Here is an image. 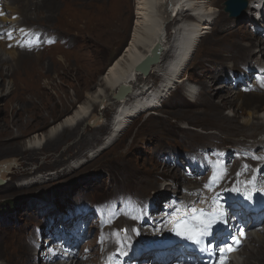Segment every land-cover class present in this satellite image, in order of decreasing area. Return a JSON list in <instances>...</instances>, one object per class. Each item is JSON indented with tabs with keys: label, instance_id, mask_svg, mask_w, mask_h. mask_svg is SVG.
Masks as SVG:
<instances>
[{
	"label": "rangeland",
	"instance_id": "374dc122",
	"mask_svg": "<svg viewBox=\"0 0 264 264\" xmlns=\"http://www.w3.org/2000/svg\"><path fill=\"white\" fill-rule=\"evenodd\" d=\"M95 1L0 0V17L8 18L0 20L3 28L0 35L9 29L6 26L11 25L10 20L17 18L11 27L17 28L13 33L15 39L12 38L19 40L16 43L0 36V49L3 48L0 58L13 56L17 61L11 65L17 69L16 77L0 74V162L10 159L15 163L6 179L0 177L3 180L0 183V264H22L15 253L14 236H33L34 232L37 238L36 225L42 222L48 224L50 232L60 234L59 225L68 224L63 219L64 213L77 199L104 201L103 205L110 207L108 199L116 195L134 194L141 198L158 195L159 200L167 198L162 195L174 192V196L176 192L194 196L201 182L187 175V162H182L187 159V153L201 157L218 146L238 148L239 144H247L256 150L261 147L257 145L261 138L257 134L264 127L248 128L243 120L249 112L264 113V102H258L256 93L243 92L241 85L245 83L233 87L229 72L244 71L242 61L236 57L253 51L254 57L248 61L250 66L264 63V33L251 23L249 16L253 8L246 7L239 16L230 17L223 10L224 0H211L220 13L178 74L180 79L186 78L184 82L170 83V88L152 107L148 104V109H141L128 119L125 116L124 128L110 142L104 143L109 138L118 103L112 101L115 93L108 88H104L102 98L99 96L93 105L94 115L101 118L97 125L91 126L86 120L73 130L65 129L50 144L48 139L44 141L42 138L50 128L97 91L102 75L128 45L135 0H98V7L92 11L91 4ZM99 13L100 20L94 17ZM172 28L173 24H168V38ZM37 34L41 38L38 49L34 45L39 42ZM152 58L149 70H145L148 73L145 75L144 68L140 69L128 92L139 85L146 92L152 91L160 83L163 76L156 70L158 59ZM6 65L2 63L1 68ZM251 78L249 73L248 80ZM15 79L18 81L13 84ZM186 83L200 89L193 101L185 93ZM146 92L140 94L146 95ZM252 92L261 94L264 89ZM101 99H108L105 108L99 104ZM125 100L130 105L134 99L126 97ZM34 137L42 140L35 149L30 142ZM167 154L174 160L176 154L185 156L179 155L181 160L174 163L165 159ZM62 197L65 198L62 205H68H61V213L41 215L49 206L44 203L49 199L59 201ZM82 220L72 223V231L66 235L82 244H72L75 255H69L68 262L78 258L84 264H96L98 244L89 225L93 221ZM132 226L137 229L136 223ZM38 238L32 239L37 247L34 252L46 261V238L43 233ZM87 241L92 243L88 248L95 256L85 253ZM251 246L250 242L240 247L241 259L247 256ZM65 251L59 244L53 261H65L62 258Z\"/></svg>",
	"mask_w": 264,
	"mask_h": 264
},
{
	"label": "bare ground",
	"instance_id": "6f19581e",
	"mask_svg": "<svg viewBox=\"0 0 264 264\" xmlns=\"http://www.w3.org/2000/svg\"><path fill=\"white\" fill-rule=\"evenodd\" d=\"M97 1L98 0H96L95 2L91 4L92 11H93V8H95L96 10V8L98 7L99 4L97 3ZM255 2H259V5L261 3L264 4V0H261V1L260 0H246V6L243 8L244 9H246V7H249V9L254 8ZM250 12H251V15L249 16V18L251 19V22L255 25V27L262 26L264 28V9L263 10L261 9L260 16L252 14V11ZM218 13H220L219 8L213 6L211 0H135L134 23L132 25L128 45L126 46V49L123 51V53L120 54V56L114 61V63H112L107 68L104 75H102L101 83L98 84L99 87L97 91H95L96 94L95 93L92 95L87 94L88 95L87 99L83 101L82 103H79L77 108H75L72 113L64 117V119L60 121L59 123H57V125L55 124L52 128H50L48 134L44 136L42 139H44V141L48 139L46 141H48V143L50 144L53 141L51 142L49 141L57 138L60 133L65 131V129L69 128V130H73L81 122L86 121V120L91 126L97 125L100 122L101 118L99 117V115L98 116L94 115L93 105L94 103L98 101V97L104 94L103 92L104 88L110 89L112 93H116L118 92L119 89L120 90L123 89L122 94H121L122 97H114V96L113 98L111 97L112 101L115 100V102L118 104H116L115 106L116 108L113 113V123L109 131V138L105 139L104 141V143L110 142L113 138H115V135L117 134L119 129L121 130L122 128H124L125 120H126L124 119L125 116H127V119H128V117L135 115L137 111L141 109H146L148 107V104H150V107H152L154 103L161 100L162 93L167 88L168 89L170 88V83H174V82L183 83L184 82L186 78L180 79L178 77V74H180L182 67L185 66L189 57L193 54L199 41L202 39L205 33H207L209 29L212 28L211 26L212 20L215 18V16ZM100 16L101 14L99 13V14H96L94 17L100 20ZM7 19L8 18L6 16L0 17V20L2 21H6ZM16 20L17 18H12L10 20L11 25L12 23H15ZM170 23L173 24V28L170 32L171 33L170 37L172 39L170 37L168 38L167 36V28H168V24ZM11 25L6 26L9 29L5 30L6 32H2L1 34L2 36L1 35L0 36L10 38L12 41H15L17 43L19 40H14L15 35H13V33H15V30L17 28H12ZM1 29L3 28H0V31ZM37 36L39 37V42L37 44H34V42L32 41L33 44L36 45V49H38L40 40H41L39 34H37ZM8 42L10 43V41ZM158 42H160L162 45L160 48L157 47ZM250 43L252 42L250 41ZM26 48L27 47H25V49ZM162 48H166L165 51H160ZM0 50H3V48ZM147 55L151 57L155 56L156 57L155 59H158L156 70L160 72L163 78L161 79L160 83L157 86H155L154 89H152V91L150 90L146 92L144 88H139L140 86L139 85L138 87L135 86L136 88L133 89L134 91L131 88L132 91L130 90L131 92L130 91L128 92V87H130L133 83H135L132 80L136 78L135 76L139 73L140 69L138 67L140 66L141 60ZM255 55H256V52H255ZM24 56L27 57L29 55L24 54ZM253 57H254V51L248 55H245L244 57H240V58L236 57V60L242 61V63H249L248 61L252 59ZM231 61H234V60H231ZM262 61H264V59ZM15 62L17 61L16 59L13 60V56L10 57L9 59L0 58V74L1 75L9 74V76L11 77L14 76L16 74L17 69L12 68L11 65L12 66L16 65ZM218 62L219 61H216V63ZM2 63H7L6 67L1 68ZM263 64L264 63H262L261 65ZM5 69L7 70V72H4ZM17 81L15 79V81L14 82L12 81V82L13 84H16ZM185 85H186L185 93L188 97H190L188 99L193 101L194 99H196L197 96H199L200 89H198V87H196L192 83L191 84L186 83ZM196 89H198V92L196 91ZM142 92H146V95H141L140 93ZM250 93H256L255 95L259 96L258 102L260 103L264 102V98H263L264 92H260L261 94H259L258 92L250 91ZM105 97L106 96H103V98ZM126 97H128V99H131V98L134 99L132 101V104L130 105L127 104L126 102L127 100H125ZM100 98H102V96ZM255 101H256V98H255ZM106 103L108 104V99L99 100V104H103L104 108L106 107ZM258 106L260 107L261 104H258ZM243 123L248 128L254 125H257L258 127L263 128L264 127V113L261 111L249 112L248 117L245 120H243ZM257 135L264 136V130L263 132H259ZM40 141L42 143L41 137H34L33 140L30 141L31 143H34V146L32 148L35 149L36 146H39L38 144H40ZM238 142L239 141H236L237 144H239ZM259 143L264 148V137ZM217 148H221V146H218ZM237 161H240L241 163L244 162V157L243 156L240 157L239 159H237ZM13 163H14V160H10V159L3 160L0 162V177L2 179H6L7 172L11 169V166L13 165ZM189 175L190 177L195 178V179L198 177L199 178L203 177V176L195 175L192 172H190ZM178 182H180V180H178ZM194 188L196 187H193V189ZM162 196L164 197V195ZM159 197L160 196L157 195V196H151L150 198L152 199L153 202H155L157 198L158 199L161 198ZM171 197H179V196L172 195ZM210 198L211 196H209V198L201 197L200 199L195 198L192 200L195 201V203L199 207L204 208L205 206L204 202L206 201V199H210ZM64 200H65L64 197H62V199H60L59 201L49 199L47 202V200H44L47 202L46 204L44 203V205H49V206L41 212V215L46 216L47 214L53 211H55V213H60L61 205ZM208 204L215 205L216 202L214 203L212 201V202H208ZM234 204L238 206V208L235 207L237 209V212L234 207H230V206H227V207L235 210L234 214L236 215V219L239 220L243 217L242 218L243 220L246 217H250L249 215L252 212L248 211L243 205H241L240 201H234ZM227 214H228V218L230 219L228 220L227 223L229 224V228L231 229V232H238V236L242 239V244H240L241 246L239 245V247H242V245H246V243H250V242L252 243L253 246L250 247V250L247 253V256H245V258H242V259L240 258V256L242 255V252L240 248L238 247L237 251L233 253V257L229 258V255H228L222 264H264V225L261 223V220L263 219L261 218L259 220L260 216L263 217L264 209L259 211L258 214H255L253 219L247 224V228H245L244 226L240 229L236 228V223L233 220L234 217H230L228 211H227ZM151 216L153 215L151 214ZM56 220L61 221V219H59L58 217H56ZM260 230H261V233H260ZM41 233H42V230H41ZM38 237L36 238V240L39 239ZM217 237H219V233L215 232L212 238V241L215 242L216 244H217L216 242ZM29 238L30 236L23 234V236H20V235L14 236V239H13L15 243V253L17 255V259L22 264L23 263H28V264H84V261L78 258L75 262H73V259H72L70 262L65 261L64 263H60L57 260L52 261V258H49V261L40 260L41 255L39 253L35 254L34 250L36 249V247L35 245H32L30 243ZM41 240L38 241L39 244L41 243ZM255 244H258L256 246L257 248H254ZM91 245L92 243L87 241L84 247H91ZM55 246L59 247V245H55ZM109 249H110V246L106 247L105 250L108 251ZM171 250H175L174 253H169L166 256L161 257L162 259H165V260L174 261L171 264H206L204 259L198 258L194 256L193 254L186 252L185 250L180 251L176 247H168L164 251H171ZM57 253L58 252H56L55 255ZM45 254H46L45 255L46 257L48 254L47 249H46ZM91 254H92V251H91ZM74 255L75 254L73 253L72 257H74ZM143 258H145V256H143ZM147 258H150V260L153 259L151 257H147ZM161 258H158L155 260L159 261ZM261 258L262 260H260ZM124 260H126V263H130V264L135 263V261L132 260V256L130 257L127 256L125 257ZM97 261H98V256H96V262ZM146 264H149V263H146ZM213 264H215V262Z\"/></svg>",
	"mask_w": 264,
	"mask_h": 264
},
{
	"label": "snow or ice",
	"instance_id": "6c2138e0",
	"mask_svg": "<svg viewBox=\"0 0 264 264\" xmlns=\"http://www.w3.org/2000/svg\"><path fill=\"white\" fill-rule=\"evenodd\" d=\"M2 14V13H0ZM215 179V177H214ZM207 187V185H206ZM215 203V200L213 201ZM191 220H185L182 224H177L174 231L178 236L185 237L199 244L204 237H210L213 234L214 226L218 223L227 224L228 217L222 208L212 213H206L203 210L193 209ZM233 242L235 237H233ZM209 248L212 247V240H209ZM231 250V249H229Z\"/></svg>",
	"mask_w": 264,
	"mask_h": 264
},
{
	"label": "clouds",
	"instance_id": "9594fccd",
	"mask_svg": "<svg viewBox=\"0 0 264 264\" xmlns=\"http://www.w3.org/2000/svg\"><path fill=\"white\" fill-rule=\"evenodd\" d=\"M258 145V144H257ZM251 146H253V145H251ZM254 147V146H253ZM232 148H234V146H232V147H221L220 149H223V150H227V151H231V149ZM255 148V147H254ZM255 152H258V150H256V148H255ZM263 159H264V157H263ZM262 159V160H263ZM260 161V160H259ZM241 162L240 161H237V162H235L234 164H233V169L236 171L237 170V165H239ZM257 163H259V162H257V160H252V159H246V161H245V165H251L252 167L253 166H255ZM263 163L264 162H261V164L260 165H263ZM243 164V165H244ZM175 193V192H174ZM174 193H171L170 195H172V194H174ZM176 194H178L180 197H183V196H181V194H179V193H177L176 192ZM144 198H146V197H144ZM159 200V199H158ZM160 203V202H159ZM68 205V204H67ZM67 205H62V207H66ZM161 206V205H160ZM243 206H244V204H243ZM62 207H61V210H62ZM71 214H73L74 212H73V205L71 206V207H68L67 208V210H66V213H68L67 215H66V213H64V218L63 219H65L67 216H70V213ZM60 213H61V211H60ZM259 213V211L257 212V213H255V212H252L249 216L250 217H246V219H247V222L249 223L252 219H253V217L255 216V214H258ZM76 217L77 218H74V219H66V221H72L73 220V224L75 223V222H77L78 220H81L82 218L80 217V216H78V215H76ZM243 218V217H242ZM264 219V214H263V217H259V220L260 219ZM262 221L263 220H261V223H262ZM58 222H60V221H58ZM71 223V224H72ZM260 223V224H261ZM69 222H68V224L67 225H64V224H61V225H59V227H61V229H62V231L60 232V234L62 235V236H66V235H68V234H70L71 233V231H72V229L70 228V225H71ZM246 228H247V226H246ZM90 229H91V231H92V236L93 235H95L96 234V232H97V230L95 229V226H91L90 227ZM129 234L131 235V243H133V244H136V248H134L133 250H128L124 255H125V257H130V256H132V260H134L135 261V263L134 264H143V263H145L144 261L146 260L145 258H143V256L144 255H147V256H150V252H148V253H146V252H144V253H146V254H142V252H143V250H144V247H142V244L140 243L141 241H142V239H140V237L138 236V235H135L133 232H132V230H130L129 229ZM154 234L153 233H149L147 236H153ZM96 239H98L97 237H96ZM98 242V241H97ZM241 246V245H240ZM240 248V247H239ZM237 251V250H236ZM235 251V252H236ZM85 253H86V251H85ZM233 253L234 252H232L230 255H229V258H232L233 257ZM90 254H91V251H90ZM89 254V255H90ZM100 254H101V256L103 255V253H101L100 252V246H98V261L96 262V264H98V262L100 261ZM126 254H129V255H126ZM73 255V252H71L70 253V256H72ZM92 255H95V253H93ZM227 258V257H226ZM225 258V259H226ZM125 262V264H130V263H126V260H124ZM225 261V260H224ZM223 261V262H224ZM58 262H60V263H64L65 261H58ZM66 262H68L67 260H66ZM70 262V261H69ZM222 262V263H223ZM221 263V264H222ZM146 264V263H145Z\"/></svg>",
	"mask_w": 264,
	"mask_h": 264
},
{
	"label": "water",
	"instance_id": "95a60500",
	"mask_svg": "<svg viewBox=\"0 0 264 264\" xmlns=\"http://www.w3.org/2000/svg\"><path fill=\"white\" fill-rule=\"evenodd\" d=\"M222 4H223V10L227 12L230 17H236V16H239L241 9L246 6V0H224ZM161 46H162L161 43L158 42L157 47L160 48ZM152 61H153V58L147 55L141 60L140 66L138 68L139 69L144 68V72H145V70L146 71L149 70V66L151 65V63H153ZM146 73L148 72H145V75ZM119 90L117 93L113 95L114 97H122L121 94H122L123 89L120 91ZM0 183H3V180L0 179Z\"/></svg>",
	"mask_w": 264,
	"mask_h": 264
}]
</instances>
